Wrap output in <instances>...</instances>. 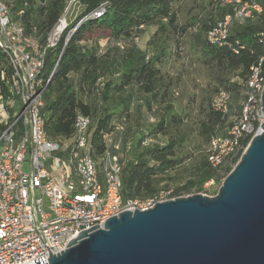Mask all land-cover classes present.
<instances>
[{
    "label": "trees",
    "instance_id": "16d2710c",
    "mask_svg": "<svg viewBox=\"0 0 264 264\" xmlns=\"http://www.w3.org/2000/svg\"><path fill=\"white\" fill-rule=\"evenodd\" d=\"M184 1L77 0L80 11L68 26L73 29L72 34L64 45L67 31L63 32L56 47L48 50L45 57L42 78L47 80L53 73L41 108L49 140L61 143L71 138L75 117L88 116L95 154H102L111 150L102 135L112 132L115 123L124 119L121 150L116 151L122 163L123 199L145 200L162 188L172 189L173 197L189 195L203 191L204 183L211 180L215 194L239 158L213 167L207 160V150L214 137L227 136L240 116L250 68L264 56L260 41L264 33V0H241L259 5L260 11L234 19L221 46L208 43L206 34L218 20L232 15L234 8L209 0L207 12L191 13L189 9V16L181 19ZM67 2L12 0L11 12L14 15L24 7L21 22L27 32L35 27L43 42ZM102 4L103 15L91 17L90 13ZM147 29H152L151 34L145 50H141L137 39ZM185 37H189V50L207 74L210 92L198 101L190 96L188 108L177 112L173 100L178 79L171 74L170 65L180 60ZM101 40L108 45L104 50ZM2 69L10 72L7 58L0 50ZM220 89L230 94L226 114L211 107V99ZM158 135L166 137L165 145L143 143L146 137ZM249 140L247 137L244 145ZM189 142L193 144L187 151ZM195 151L201 153L198 158L193 157ZM189 160V172L179 176L177 169Z\"/></svg>",
    "mask_w": 264,
    "mask_h": 264
},
{
    "label": "built area",
    "instance_id": "2783aa9c",
    "mask_svg": "<svg viewBox=\"0 0 264 264\" xmlns=\"http://www.w3.org/2000/svg\"><path fill=\"white\" fill-rule=\"evenodd\" d=\"M35 1L44 4L45 0ZM218 1L234 8L232 15L218 20L206 34L208 43L221 46L233 20L259 12L260 6L241 0ZM73 6L79 7L77 0H68L62 16L41 42L37 29L31 27L27 32L20 20L24 7L13 15L12 0H0V50L10 69L8 73L0 70V264H36L34 260L42 256L47 263L48 255L63 251L79 232L94 225L102 227L106 219L124 210H146L175 198L172 189L165 188L145 200L122 198V163L116 151L121 150L124 119L102 135L111 147L102 154H95L88 116L75 117L71 138L61 143L48 139L41 108L51 75L45 80L41 72L48 50L67 31L65 45L73 32L66 16ZM103 6L90 16L101 17ZM260 41L264 49V33ZM245 86L240 116L226 137H214L210 142L207 160L213 167L230 164L245 150L248 143L244 145V140L260 132L264 56L250 68ZM229 104L230 94L225 90L220 89L211 99V107L222 114L228 113ZM143 143L149 145L155 139L146 137ZM126 145L129 150L130 143Z\"/></svg>",
    "mask_w": 264,
    "mask_h": 264
},
{
    "label": "water",
    "instance_id": "95a60500",
    "mask_svg": "<svg viewBox=\"0 0 264 264\" xmlns=\"http://www.w3.org/2000/svg\"><path fill=\"white\" fill-rule=\"evenodd\" d=\"M53 74V73H52ZM51 74V76H52ZM51 78V77H50ZM264 116V87L260 96ZM212 196L124 210L36 264H264V122Z\"/></svg>",
    "mask_w": 264,
    "mask_h": 264
},
{
    "label": "rangeland",
    "instance_id": "374dc122",
    "mask_svg": "<svg viewBox=\"0 0 264 264\" xmlns=\"http://www.w3.org/2000/svg\"><path fill=\"white\" fill-rule=\"evenodd\" d=\"M182 5V13L180 14V17L181 19H186V17L189 16V9L191 13L207 12V8L209 7V0H185ZM79 11L80 8H78L77 6L71 7L68 15H66L67 21L71 23L75 19ZM148 38L149 31H145L138 38L136 44L141 50H145ZM188 41L189 37H185L183 39V50L181 52L182 57L180 56V60L174 61L170 65L171 74L174 76V78L178 79V85L175 89L177 95L173 100L174 109L177 112H184L188 108L187 101L188 99H190V96L193 97L192 99L198 101L201 97L206 98L207 96H209L210 92V88L207 87V74L199 65L196 56L192 51L189 50ZM107 46L108 45L106 40L100 41V47L102 48V50H104ZM124 47H126V45H124ZM154 139L155 143H158L159 145H165L167 143L166 137L160 135H158L156 138L154 137ZM192 144L193 142L187 143V151L192 148ZM200 155V152L195 151L193 157L198 158ZM190 162V160L186 161L185 164H182L177 169V171L179 172V176H185L186 172H189L188 169L190 167ZM186 168L187 170L184 171V169ZM212 185H214V183L209 184L208 186L204 185V190L198 193L208 196L214 195L211 188Z\"/></svg>",
    "mask_w": 264,
    "mask_h": 264
},
{
    "label": "crops",
    "instance_id": "0c3cea01",
    "mask_svg": "<svg viewBox=\"0 0 264 264\" xmlns=\"http://www.w3.org/2000/svg\"><path fill=\"white\" fill-rule=\"evenodd\" d=\"M151 30H152V29H151ZM151 30H149V29L146 30V31H149V37H150V34H151ZM148 39H149V38H148ZM135 101H136V102H135V103H136L135 106H136V105H137V99H135ZM136 107H137V106H136ZM133 116H135V115H133Z\"/></svg>",
    "mask_w": 264,
    "mask_h": 264
}]
</instances>
